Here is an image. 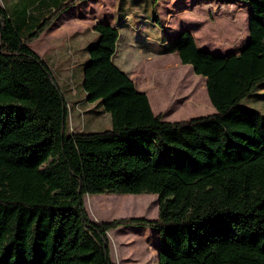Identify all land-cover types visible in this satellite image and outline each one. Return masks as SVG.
Instances as JSON below:
<instances>
[{
	"label": "trees",
	"instance_id": "trees-1",
	"mask_svg": "<svg viewBox=\"0 0 264 264\" xmlns=\"http://www.w3.org/2000/svg\"><path fill=\"white\" fill-rule=\"evenodd\" d=\"M82 1L1 0L0 264H114L107 233L133 225L157 230V264H264V119L240 105L264 81V0H227L250 7L237 54L198 49L186 30L167 42L214 109L187 121L152 112L112 61L117 28L96 24L81 88L110 128L70 133L68 100L29 44ZM103 193L156 194L157 218L94 223L84 196Z\"/></svg>",
	"mask_w": 264,
	"mask_h": 264
},
{
	"label": "rangeland",
	"instance_id": "rangeland-1",
	"mask_svg": "<svg viewBox=\"0 0 264 264\" xmlns=\"http://www.w3.org/2000/svg\"><path fill=\"white\" fill-rule=\"evenodd\" d=\"M194 2L198 6L182 5L181 2L176 5L182 8H193L189 13L197 22L196 29L200 30L194 35L197 38V43L204 46L205 50L222 55L240 52L249 37V4L244 1L229 3L227 0H194ZM114 3L115 0L86 1L80 6L79 14H81V19L86 16L83 18V22L88 27L77 29L80 25L79 22L68 19L62 28L52 32L48 30L43 32L29 46L39 58L48 63V68L57 84L65 93L68 100L70 133L101 132L110 128L109 115L97 113L99 110L102 111L100 104H89L82 101L83 95L78 86L81 74L79 65L85 58L82 49L85 44L94 40V30L89 26L97 16L107 17L106 14L111 12ZM161 7L164 10L171 9L169 4H163ZM117 9L119 12L122 9L125 11L139 9L141 17L147 16L150 19H152L155 10L151 0H117ZM234 17H237L239 23L235 22ZM188 20L185 21L189 22ZM75 29H77L76 32L70 37H65ZM127 30H130V27L123 26L120 29L121 40L117 46L118 54L126 48L122 52V58L126 60L127 65L133 71L138 72L143 83H147L150 79L149 76L159 65L156 63L159 60L134 50L133 43L123 48L121 44H123L124 37L127 36ZM155 30L151 35L160 36L162 32L158 27H155ZM132 34L135 35V33ZM169 65L170 68L158 77L156 85L161 94L168 93L170 98L168 100L165 94L162 99L157 96L156 102L157 105L160 104V108L153 109L166 114V105L170 109L176 108L169 112L171 114H169L168 121L170 119H186L189 116L209 115L213 112V107L206 96L205 80L196 76L189 66L175 63L173 60ZM194 84L195 86H193ZM199 88H202L203 91H200ZM240 105L258 111L264 119V81L257 85L254 91L241 101ZM84 205L89 218L97 224L121 218L154 220L158 213V198L156 194L152 193L85 195ZM157 234V230L153 227L136 225L120 226L109 231L107 236L110 243L111 261L114 264H157Z\"/></svg>",
	"mask_w": 264,
	"mask_h": 264
},
{
	"label": "crops",
	"instance_id": "crops-1",
	"mask_svg": "<svg viewBox=\"0 0 264 264\" xmlns=\"http://www.w3.org/2000/svg\"><path fill=\"white\" fill-rule=\"evenodd\" d=\"M86 1H92V0H85L80 3H78L76 6H74L72 9L67 11L64 15H62L56 22H54L49 29H47L49 32L55 31L59 28H62V25L64 24L65 21L68 19L74 20V22H79V27L77 29H80L84 26H87L84 24V20L81 17V14H79L80 6L85 3ZM182 5H192V6H198L194 2V0H159L154 4V15H156L157 19L155 21L154 15L152 19L148 18L147 16L141 17V12L139 9H135L133 11H125V9H122V11L119 12L117 9V0H115V3L112 6L111 12H108L106 14L107 17H99L97 16L94 18L93 23L90 24V28L94 29V26L98 23H103L106 25H111L117 28L118 30V39L116 43V49L115 53L112 57L113 63L123 72L127 75V77L132 81L134 84L135 88L137 91L144 93L148 99L150 108L152 112L155 115H161L162 119L167 122H178V121H187L192 118H197V117H202L206 115H201V116H189L188 118H181V119H175L168 121L169 118V112L175 110V109H170L166 105V111L167 113L165 114L163 111H155L153 108H160V104L157 105L156 98L157 96H160L162 99V96L167 95L168 93L161 94L159 92L160 89H157V79L160 76L162 72H164L166 69L170 68L169 64L171 63V60L175 63H180L179 57L177 53H165L164 48L169 40L177 36L181 31L186 30L188 31L197 46L198 49H204V46H201L197 43V38L194 36L198 31H200L198 28L196 29L197 22L194 20L193 17L190 15V11H192L193 8H185L176 5L177 3H180ZM235 3V2H232ZM163 4H169L171 6V9H166L162 8L161 6ZM187 14H186V13ZM186 18V19H185ZM189 19V22H186L185 20ZM64 20V21H63ZM146 25V26H145ZM123 26L130 27V30L133 31L132 34L130 33V30H127L126 37H124L123 41V48L130 45V43L134 44L133 49L140 52L141 54H144L147 57L157 59L159 60L156 62L157 65L156 68L154 69L153 74H151L149 77V81L147 83H143L141 78L139 77V74L137 71H133L128 65L125 59L122 58V52L126 49L124 48L120 54H118V44L120 43L121 36H120V29ZM88 27V26H87ZM147 27V28H144ZM155 27H158V29L162 32L160 36L156 37L154 34ZM75 29L74 31L68 33L65 37H70L74 32H76ZM46 30V31H47ZM45 31V32H46ZM130 31V32H129ZM94 33V40L91 42H88L85 44L83 47L84 55L85 58L84 60L80 63L79 67H81V74H80V82H79V89L80 92L83 95L82 101H85V94L82 91L81 88V82H82V68L83 65L88 61V48L91 46L89 45L90 43L97 42L98 40V35L93 31ZM41 36V35H40ZM39 36V37H40ZM94 43V44H95ZM31 44V43H30ZM29 44V46H30ZM93 45V44H92ZM41 59V58H40ZM43 60V59H41ZM44 61V60H43ZM48 66V63H45ZM184 66H189V65H184ZM191 69L192 67L189 66ZM193 71V70H192ZM197 76V75H196ZM206 80L202 76H198ZM59 86V85H58ZM60 88V86H59ZM61 89V88H60ZM62 90V89H61ZM63 94L65 95L64 91L62 90ZM207 96V95H206ZM66 97V96H65ZM170 96L167 95V99L169 100ZM67 99V98H66ZM161 103V102H160ZM168 103V102H167ZM99 113L105 114L102 111L99 110ZM214 113L211 112L210 114ZM208 115V114H207ZM78 133V132H77Z\"/></svg>",
	"mask_w": 264,
	"mask_h": 264
}]
</instances>
